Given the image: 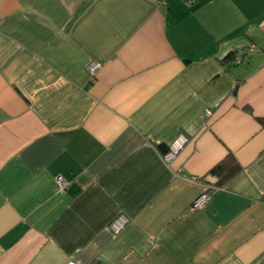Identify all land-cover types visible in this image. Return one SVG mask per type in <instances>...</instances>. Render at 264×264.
<instances>
[{
    "label": "crops",
    "instance_id": "crops-1",
    "mask_svg": "<svg viewBox=\"0 0 264 264\" xmlns=\"http://www.w3.org/2000/svg\"><path fill=\"white\" fill-rule=\"evenodd\" d=\"M259 119L264 0H0V264H264Z\"/></svg>",
    "mask_w": 264,
    "mask_h": 264
},
{
    "label": "built area",
    "instance_id": "built-area-1",
    "mask_svg": "<svg viewBox=\"0 0 264 264\" xmlns=\"http://www.w3.org/2000/svg\"><path fill=\"white\" fill-rule=\"evenodd\" d=\"M251 52L254 51L253 48L250 50ZM242 57H239L238 60H240ZM101 69L100 64L96 62H92L89 65V71L92 76H95L97 71ZM212 116L211 111H206L204 114V118H210ZM187 138L185 135L180 134L176 140L170 145L169 152L166 155H163V159L167 164H171L178 156L180 151L182 150L183 146L186 144ZM193 179V178H192ZM70 187V183L65 180L63 177L57 178V192L62 193L66 192ZM210 195L209 194H202L193 205L194 208H203L206 206V204L209 202ZM129 219L125 215L118 216L115 218V220L111 223L110 229L115 234H120L128 225ZM69 264H75L74 262H70Z\"/></svg>",
    "mask_w": 264,
    "mask_h": 264
},
{
    "label": "trees",
    "instance_id": "trees-1",
    "mask_svg": "<svg viewBox=\"0 0 264 264\" xmlns=\"http://www.w3.org/2000/svg\"><path fill=\"white\" fill-rule=\"evenodd\" d=\"M232 60H238V56L230 55L228 57ZM260 123L264 126V119H259ZM170 146H160L159 150L163 155H166L169 152ZM241 171V167L235 157L232 154H228L221 162H219L210 172V175L218 179V186L220 187L227 180L233 178L236 174Z\"/></svg>",
    "mask_w": 264,
    "mask_h": 264
}]
</instances>
